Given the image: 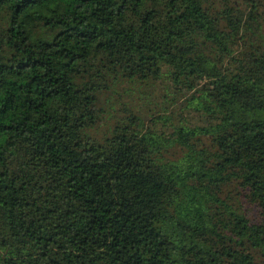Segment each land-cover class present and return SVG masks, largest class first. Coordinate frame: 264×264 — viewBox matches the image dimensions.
I'll use <instances>...</instances> for the list:
<instances>
[{
    "label": "trees",
    "instance_id": "16d2710c",
    "mask_svg": "<svg viewBox=\"0 0 264 264\" xmlns=\"http://www.w3.org/2000/svg\"><path fill=\"white\" fill-rule=\"evenodd\" d=\"M260 1L0 0V264H264ZM163 77L169 131L93 133L108 79Z\"/></svg>",
    "mask_w": 264,
    "mask_h": 264
},
{
    "label": "rangeland",
    "instance_id": "374dc122",
    "mask_svg": "<svg viewBox=\"0 0 264 264\" xmlns=\"http://www.w3.org/2000/svg\"><path fill=\"white\" fill-rule=\"evenodd\" d=\"M212 11L218 12L226 8H231L235 13L247 14L248 6L246 0H211ZM257 18L252 22L246 19L244 25L243 38L237 46L241 52L253 51L261 42L259 38H264V5L260 1ZM248 24L250 27H247ZM247 28H250L247 31ZM251 42V44L249 43ZM264 44V42H263ZM209 53H213L209 51ZM185 94L174 89L169 79L163 77L158 80L142 82L139 80L131 81L124 78L119 80L111 79L107 81V87L99 94L97 107L98 119L93 133L97 137H103L108 133L110 127H114L118 120L125 118L127 113H133L141 119L143 129L151 126L152 130H166L168 127L162 126V123L154 125L149 124L152 116L174 108H179L184 104ZM192 123L203 124V120L197 115L188 117ZM241 203L243 204L247 218L251 222L259 220V209L240 194ZM261 261V257L257 258Z\"/></svg>",
    "mask_w": 264,
    "mask_h": 264
}]
</instances>
